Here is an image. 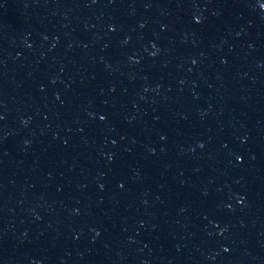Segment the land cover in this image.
Returning <instances> with one entry per match:
<instances>
[{
	"label": "water",
	"instance_id": "1",
	"mask_svg": "<svg viewBox=\"0 0 264 264\" xmlns=\"http://www.w3.org/2000/svg\"><path fill=\"white\" fill-rule=\"evenodd\" d=\"M0 264H264V0H0Z\"/></svg>",
	"mask_w": 264,
	"mask_h": 264
}]
</instances>
